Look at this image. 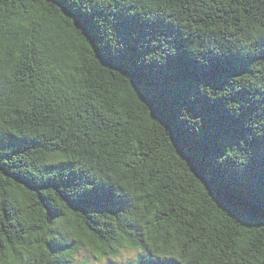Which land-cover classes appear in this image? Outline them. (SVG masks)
I'll return each instance as SVG.
<instances>
[{
  "label": "trees",
  "instance_id": "16d2710c",
  "mask_svg": "<svg viewBox=\"0 0 264 264\" xmlns=\"http://www.w3.org/2000/svg\"><path fill=\"white\" fill-rule=\"evenodd\" d=\"M264 0H0V264H264Z\"/></svg>",
  "mask_w": 264,
  "mask_h": 264
},
{
  "label": "rangeland",
  "instance_id": "374dc122",
  "mask_svg": "<svg viewBox=\"0 0 264 264\" xmlns=\"http://www.w3.org/2000/svg\"><path fill=\"white\" fill-rule=\"evenodd\" d=\"M226 183L234 186L241 192L244 198L256 205H264V172L259 171H240L238 173H227L221 171ZM133 258V252L124 251L112 259L97 258L90 250H81L78 255H75L77 261H83L87 264H124Z\"/></svg>",
  "mask_w": 264,
  "mask_h": 264
}]
</instances>
